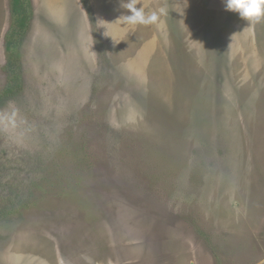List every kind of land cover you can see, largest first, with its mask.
<instances>
[{
  "label": "rangeland",
  "instance_id": "1",
  "mask_svg": "<svg viewBox=\"0 0 264 264\" xmlns=\"http://www.w3.org/2000/svg\"><path fill=\"white\" fill-rule=\"evenodd\" d=\"M125 2L31 0L13 68L0 0V264H264V20Z\"/></svg>",
  "mask_w": 264,
  "mask_h": 264
},
{
  "label": "clouds",
  "instance_id": "2",
  "mask_svg": "<svg viewBox=\"0 0 264 264\" xmlns=\"http://www.w3.org/2000/svg\"><path fill=\"white\" fill-rule=\"evenodd\" d=\"M135 0H127L122 7L127 9L130 15H121L124 23L131 25H148L157 22L158 15L153 12L146 15L142 7H136ZM226 9L237 13L238 16L250 23H259L264 20V0H225ZM120 17V18H121ZM89 264L91 262L89 261Z\"/></svg>",
  "mask_w": 264,
  "mask_h": 264
},
{
  "label": "trees",
  "instance_id": "3",
  "mask_svg": "<svg viewBox=\"0 0 264 264\" xmlns=\"http://www.w3.org/2000/svg\"><path fill=\"white\" fill-rule=\"evenodd\" d=\"M11 23L5 36V48L8 53V64L13 66L14 50L20 45L29 30L31 22V0H9ZM19 79L17 73H13L7 83L2 96H8L16 87V81ZM15 83V84H14Z\"/></svg>",
  "mask_w": 264,
  "mask_h": 264
}]
</instances>
